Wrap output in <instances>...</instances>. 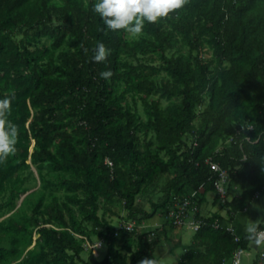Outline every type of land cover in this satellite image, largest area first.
I'll return each mask as SVG.
<instances>
[{
	"label": "trees",
	"instance_id": "16d2710c",
	"mask_svg": "<svg viewBox=\"0 0 264 264\" xmlns=\"http://www.w3.org/2000/svg\"><path fill=\"white\" fill-rule=\"evenodd\" d=\"M94 2L0 0V98L11 97L4 119L18 129L15 151L0 160V196L19 181L21 170L31 166L29 158L39 171L48 164L67 172L52 184L87 193L78 200L79 216L70 201L53 196L43 208V202L33 206L31 214L0 221V264L21 259L34 241L39 251L31 258L34 250H28L21 263L78 264L83 261L82 239L90 234L89 224L111 243L116 264L157 259L154 252L161 237L139 232L133 252V231L117 228L100 216L98 196H119L131 213L152 218L154 213L137 207L136 195L143 184L172 174L167 211L176 193L200 189L201 202L208 191L215 190L206 162L209 156L229 169L231 181L243 172L246 175L241 196L225 201L229 221L253 202L257 192L264 191V0H185L182 7L157 21H145L143 30L150 38L133 41L127 39L125 29L108 28L93 10ZM18 34L22 35L19 40ZM43 36L52 39L50 48L38 46ZM179 40L191 49L207 44L214 59L168 56L166 51ZM56 49L61 50L54 60L52 50ZM153 50L162 52L158 67L122 58L123 52L150 57ZM97 55L102 58L97 60ZM160 69L169 78L157 91L178 99L165 108L148 99L155 89L150 76ZM122 81L128 87L115 94ZM8 84L12 86L9 94ZM145 88L148 94L141 99L147 120L124 103L126 92ZM206 96L208 102L197 114ZM197 118L198 124L192 125ZM248 124L253 128L238 131ZM149 132H154L155 142H146ZM29 134L35 139L33 151L27 143ZM230 137L233 140L226 145ZM219 141L222 151L216 152ZM107 158L113 161L112 168ZM202 217L193 247L181 254L178 264H226L239 245L248 247L252 242L249 233L237 242L226 227H216V221L223 224L225 220L221 214ZM6 239L9 246L4 244Z\"/></svg>",
	"mask_w": 264,
	"mask_h": 264
},
{
	"label": "rangeland",
	"instance_id": "374dc122",
	"mask_svg": "<svg viewBox=\"0 0 264 264\" xmlns=\"http://www.w3.org/2000/svg\"><path fill=\"white\" fill-rule=\"evenodd\" d=\"M127 31V30H126ZM21 34H18V40L21 38ZM126 37L128 40H141L143 38H150V34L145 30H142L140 33H133L130 31L126 32ZM52 43V39L48 36H43L38 41V46L43 48H50ZM67 44H64L63 47H66ZM61 49L52 50L53 55L52 57L54 60L57 59V55ZM161 51L153 50L148 53V56L145 57L142 53L138 55V57L133 56L131 53L123 52L122 58L124 60H128L133 64L143 63V64H150L152 66H160L161 64ZM168 56L171 55H180L183 54L185 56H196L200 55L205 61H210L214 59L212 49L205 43L201 45L199 49H191V47L184 43L182 40L177 41V43L169 48L166 51ZM48 59V58H46ZM141 59V61H140ZM169 78V75L165 70H158L154 71L150 76V82L154 85L155 89L151 90L148 99L150 102L155 101L159 102L160 106L165 108L174 102H178V99L164 97L157 91L165 80ZM127 83L122 81L117 88V92L115 94H120L125 88H127ZM150 89V87L148 86ZM148 88H145L143 91L139 93H134V91L126 92V99L124 103L137 111V113L144 119L147 120L148 114L145 109V105L141 99V96L148 94ZM12 91L11 85H6V93L9 94ZM208 102V96H206V101L204 104L199 105L196 108L197 114H199L205 105ZM32 113L35 112L34 109H31ZM198 124V118L195 119L192 125ZM148 140H153L155 142V134L154 132H149L146 136V142ZM29 150L33 151L35 146V139L29 134ZM229 141L225 142L228 145ZM220 141L217 144L220 145ZM57 144L54 145V149L56 148ZM155 147V144L153 145ZM221 144L219 147H222ZM162 156L165 155L164 152H161ZM15 161H18L19 158H14ZM28 162L31 164L30 167H26L21 170V175L19 181L16 184H11L8 186L7 190L0 196V221L8 220L10 217L15 214L22 215L23 213L31 214L33 210V206H35L39 202H43V206L52 201L53 196H57L60 198L61 202L70 201V206L76 215L79 216V205L78 200L84 199L87 196L83 190H69L66 186H58L56 184H52V182L60 181V178L66 177L68 174L67 172H61L55 170L52 166L45 164L41 171L36 167L35 164L32 163L31 158H29ZM129 162L126 163L128 165ZM36 170H35V169ZM172 174H165L158 178L153 184L150 185H142L140 192L136 195V205L139 209L146 210L147 213H154L152 218H145L144 215L140 212L131 213L128 209L125 201L119 196L109 197L108 195L100 194L98 196V202L101 206L99 210L100 216H104L107 220L111 222V224L117 228H123L124 224L129 222L135 223V228L132 230V248L133 252L136 251V242H137V234L139 232L144 231H151L154 235H158L161 237L160 243L155 247V256L159 260V264H175L177 263V257L181 255V253L185 249V245H180V238L178 237V232L182 229V233L180 234L183 238L182 243L188 244L192 240L193 231L188 229L186 226L178 227L172 224L168 217V211L166 204L167 198V186L169 184L170 178ZM246 175L243 172L235 176L231 181V189L230 194L227 199H231L232 197H240L243 190H244V181ZM23 191V192H22ZM214 191V198L216 200H220L222 204H225V201L222 200L220 195ZM21 193V194H20ZM212 192L210 193V195ZM258 198L255 196L253 202L244 210L246 211L248 208H251L255 205L256 200ZM223 211L225 208L220 207ZM17 210V212H16ZM201 212L199 211V215ZM239 214V213H238ZM264 214V213H263ZM67 219L70 221V217L68 213L66 214ZM237 216V215H236ZM235 216V217H236ZM153 218L157 222L153 221ZM261 221H264L262 218ZM87 222L85 221L84 224ZM149 223L153 224V226H149ZM224 225H229L227 222H223ZM48 226H57L56 224H48ZM88 229L90 230V234L87 237L82 239V243L85 245V250L82 252L81 256L83 261H78V264H86V262H90L91 264H101L107 258V264H116L113 260V251L114 248L111 247V243L104 241L101 236L96 234L92 231V225H88ZM38 237V234H34V239ZM78 238H82L78 235ZM10 239H6L4 244L9 246ZM35 241L28 247L25 251L24 255L21 259L12 262L11 264H24L21 263L23 258L27 256L28 250L32 249V256L37 253L38 247L35 246ZM175 251L170 252L172 249ZM123 252H126L123 249H120ZM251 254L246 255L244 254V264H251L252 259L256 257L257 251L250 250ZM138 261L137 264H140ZM27 264H30L28 262Z\"/></svg>",
	"mask_w": 264,
	"mask_h": 264
},
{
	"label": "clouds",
	"instance_id": "9594fccd",
	"mask_svg": "<svg viewBox=\"0 0 264 264\" xmlns=\"http://www.w3.org/2000/svg\"><path fill=\"white\" fill-rule=\"evenodd\" d=\"M185 0H95L93 10L100 14L105 25L112 29H125L133 33L143 30L145 21H157L171 11L182 7ZM103 49V45H101ZM101 59V55L95 57ZM101 75H108L102 72ZM11 109V97L0 98V160L6 159L15 151L18 129L11 120L4 117ZM259 221L248 228V238L257 246H264V229ZM140 264H159L154 257L140 261Z\"/></svg>",
	"mask_w": 264,
	"mask_h": 264
},
{
	"label": "built area",
	"instance_id": "2783aa9c",
	"mask_svg": "<svg viewBox=\"0 0 264 264\" xmlns=\"http://www.w3.org/2000/svg\"><path fill=\"white\" fill-rule=\"evenodd\" d=\"M245 128L252 129L253 126L251 124L248 125H242L238 131L243 130ZM233 140V137H230L228 139L229 142ZM222 147L217 148L216 152H221ZM246 158V157H245ZM206 162L210 165L211 171L213 173V185L215 188V191L222 200L226 201L228 196V188L229 183L231 181V176L229 169L223 167L219 161H217L213 156H209L206 159ZM106 163L112 168L113 167V161L109 158L106 159ZM203 186V185H202ZM201 186V187H202ZM200 189L194 190L190 194H173L171 198V202L168 207V217L173 225L178 227H187L189 229H192L194 231H197L201 224L203 223V217L199 215V199H200ZM262 195V191L257 192L256 197L259 198ZM216 227L224 226L226 227L230 232H232L235 235V240L237 242H240L242 239V234H239L235 226L233 225H224L216 221L214 223ZM124 227L132 231L135 228L134 222H129L127 224H124ZM264 229V228H262ZM256 250L257 255L255 258L252 259L251 264H264V246H257L253 242L249 244L248 247H244L242 245H239L231 255V260L229 264H244L243 256L244 254L250 255V250Z\"/></svg>",
	"mask_w": 264,
	"mask_h": 264
},
{
	"label": "crops",
	"instance_id": "0c3cea01",
	"mask_svg": "<svg viewBox=\"0 0 264 264\" xmlns=\"http://www.w3.org/2000/svg\"><path fill=\"white\" fill-rule=\"evenodd\" d=\"M244 183H245V181H244ZM211 192H212V194L210 195ZM213 194H214V191H208L205 194L204 199L201 202H198L199 211L201 212L200 213L201 216L210 217V216H213L214 214H221L222 216L225 217L224 221L227 222L229 225L235 226V229L239 234L243 235L245 233H248V228L250 226H254L258 222V220L261 221L262 218H264V214H263L264 213V191L262 192V195L256 200V203L253 207L248 208L246 211L239 212V214H237V216L232 221L228 220L227 207L224 204H222L220 202V200H216V198H214L215 196ZM220 207L225 208V210L223 211ZM153 221L157 222L155 220V218H153ZM149 226L151 227V226H153V224L149 223ZM182 230L180 232H178V235H179L178 237L180 238L179 244L185 245V249H184V251H185L187 248L193 247L192 246L193 236H192V240L190 243L183 244L182 243L183 238L180 235L182 233ZM192 231H193L192 235H194V233L196 231H194V230H192ZM172 251L174 252L175 249L173 248L170 252H172ZM180 256L181 255L176 256L177 257V263H175V264H178ZM230 260H231V255H229L227 257L226 264H229Z\"/></svg>",
	"mask_w": 264,
	"mask_h": 264
},
{
	"label": "water",
	"instance_id": "95a60500",
	"mask_svg": "<svg viewBox=\"0 0 264 264\" xmlns=\"http://www.w3.org/2000/svg\"><path fill=\"white\" fill-rule=\"evenodd\" d=\"M35 169V168H34ZM36 170V169H35Z\"/></svg>",
	"mask_w": 264,
	"mask_h": 264
}]
</instances>
